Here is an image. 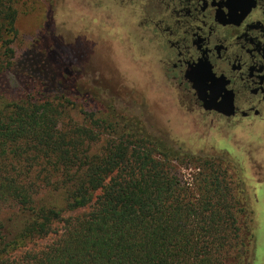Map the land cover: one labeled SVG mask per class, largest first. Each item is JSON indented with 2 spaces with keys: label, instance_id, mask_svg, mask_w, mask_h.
<instances>
[{
  "label": "trees",
  "instance_id": "obj_1",
  "mask_svg": "<svg viewBox=\"0 0 264 264\" xmlns=\"http://www.w3.org/2000/svg\"><path fill=\"white\" fill-rule=\"evenodd\" d=\"M44 2L42 25L16 54L17 13L13 0H0V210L19 213L11 229L0 220V264H225L243 247L244 211H234L244 184L209 155L180 161L160 151L116 94V79L103 91L85 69L107 33L88 22V38L64 45L50 30L55 0ZM112 55L111 74L133 89L118 49ZM79 103L102 116L96 127L121 134L99 155L90 153L92 130L61 128ZM174 163H199L193 185ZM47 193L58 197L42 200Z\"/></svg>",
  "mask_w": 264,
  "mask_h": 264
},
{
  "label": "rangeland",
  "instance_id": "obj_2",
  "mask_svg": "<svg viewBox=\"0 0 264 264\" xmlns=\"http://www.w3.org/2000/svg\"><path fill=\"white\" fill-rule=\"evenodd\" d=\"M119 4L120 1L114 0H55L51 9L50 30L64 45L71 46H76L79 38H88L81 33L88 22L107 33L105 37L100 36L98 41H94L85 64V69L91 74L92 84L103 91L114 90L109 74L113 69L112 53L119 48L121 64L125 73L132 77L135 87L128 90L124 84L119 85L115 89L116 94L124 107L131 106L133 115L137 119L141 118L139 120L146 133L158 140L160 151L177 155L180 161L190 155H209L212 161L228 169L232 180L245 186V194H240V190L236 191L237 195L234 193L237 201L234 212L244 211L238 215L237 223L243 247L236 253L232 252V257L225 264H264V184H257L253 179L258 172L256 166L250 165L244 155L236 153L222 134H208L203 124L190 115L189 107L182 105L176 92L158 78L153 46L142 40L138 33L130 34L134 26L130 22L129 12L126 6ZM45 5L44 0H13V8L17 13V38L12 47L16 54L38 32L44 21L41 9ZM112 38H117V46ZM91 114L93 112L80 103L69 106L60 118V125L64 130L74 125L92 130L98 140L91 144L90 153L99 155L121 134L112 129L107 130L105 126L96 127L94 120H101L102 116L96 114L90 117ZM174 166L179 168L180 174L186 178L184 181L190 185H193L194 178L201 172L199 163L187 164V167L174 163ZM57 197V193H47L43 194L42 200L53 201ZM18 214L14 208H4L0 210V220L11 229L10 225L15 226L19 220ZM45 243L39 241L36 247Z\"/></svg>",
  "mask_w": 264,
  "mask_h": 264
},
{
  "label": "flooded vegetation",
  "instance_id": "obj_3",
  "mask_svg": "<svg viewBox=\"0 0 264 264\" xmlns=\"http://www.w3.org/2000/svg\"><path fill=\"white\" fill-rule=\"evenodd\" d=\"M114 1L127 7L130 34L153 46L158 78L208 134H222L255 165L253 179L264 184V0Z\"/></svg>",
  "mask_w": 264,
  "mask_h": 264
}]
</instances>
